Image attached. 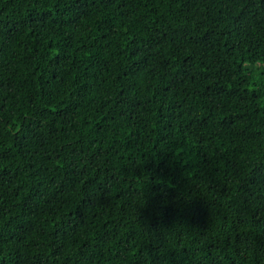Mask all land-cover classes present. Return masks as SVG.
Here are the masks:
<instances>
[{
  "label": "trees",
  "instance_id": "trees-1",
  "mask_svg": "<svg viewBox=\"0 0 264 264\" xmlns=\"http://www.w3.org/2000/svg\"><path fill=\"white\" fill-rule=\"evenodd\" d=\"M0 264H264V0H0Z\"/></svg>",
  "mask_w": 264,
  "mask_h": 264
}]
</instances>
